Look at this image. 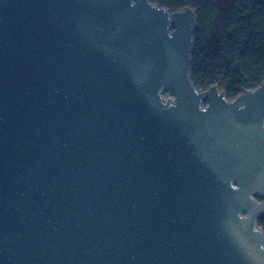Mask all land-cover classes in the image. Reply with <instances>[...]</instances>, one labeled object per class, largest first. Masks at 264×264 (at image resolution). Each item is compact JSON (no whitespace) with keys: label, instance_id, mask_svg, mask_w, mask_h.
<instances>
[{"label":"water","instance_id":"water-1","mask_svg":"<svg viewBox=\"0 0 264 264\" xmlns=\"http://www.w3.org/2000/svg\"><path fill=\"white\" fill-rule=\"evenodd\" d=\"M197 29L152 0H0V264H264V81L198 87Z\"/></svg>","mask_w":264,"mask_h":264},{"label":"trees","instance_id":"trees-1","mask_svg":"<svg viewBox=\"0 0 264 264\" xmlns=\"http://www.w3.org/2000/svg\"><path fill=\"white\" fill-rule=\"evenodd\" d=\"M195 9L190 74L203 89L217 84L229 99L264 81V0H152ZM259 224L264 231V217Z\"/></svg>","mask_w":264,"mask_h":264},{"label":"rangeland","instance_id":"rangeland-1","mask_svg":"<svg viewBox=\"0 0 264 264\" xmlns=\"http://www.w3.org/2000/svg\"><path fill=\"white\" fill-rule=\"evenodd\" d=\"M164 96H165V97H168L169 94H168L167 92H164Z\"/></svg>","mask_w":264,"mask_h":264}]
</instances>
